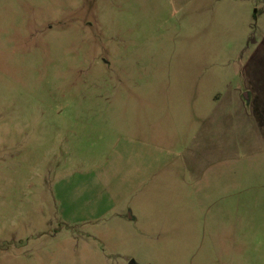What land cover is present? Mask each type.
I'll use <instances>...</instances> for the list:
<instances>
[{
	"label": "rangeland",
	"instance_id": "obj_1",
	"mask_svg": "<svg viewBox=\"0 0 264 264\" xmlns=\"http://www.w3.org/2000/svg\"><path fill=\"white\" fill-rule=\"evenodd\" d=\"M0 264H264V0H0Z\"/></svg>",
	"mask_w": 264,
	"mask_h": 264
}]
</instances>
